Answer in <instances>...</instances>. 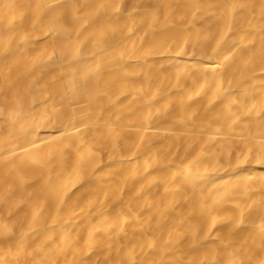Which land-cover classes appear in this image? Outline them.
I'll return each mask as SVG.
<instances>
[{"label":"bare ground","instance_id":"6f19581e","mask_svg":"<svg viewBox=\"0 0 264 264\" xmlns=\"http://www.w3.org/2000/svg\"><path fill=\"white\" fill-rule=\"evenodd\" d=\"M0 264H264V0H0Z\"/></svg>","mask_w":264,"mask_h":264},{"label":"rangeland","instance_id":"374dc122","mask_svg":"<svg viewBox=\"0 0 264 264\" xmlns=\"http://www.w3.org/2000/svg\"><path fill=\"white\" fill-rule=\"evenodd\" d=\"M18 17H20V16H18Z\"/></svg>","mask_w":264,"mask_h":264}]
</instances>
